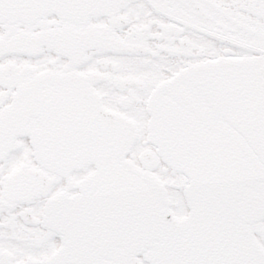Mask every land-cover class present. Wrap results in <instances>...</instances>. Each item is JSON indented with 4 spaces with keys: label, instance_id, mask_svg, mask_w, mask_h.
<instances>
[{
    "label": "snow or ice",
    "instance_id": "1",
    "mask_svg": "<svg viewBox=\"0 0 264 264\" xmlns=\"http://www.w3.org/2000/svg\"><path fill=\"white\" fill-rule=\"evenodd\" d=\"M0 264H264V0H0Z\"/></svg>",
    "mask_w": 264,
    "mask_h": 264
}]
</instances>
